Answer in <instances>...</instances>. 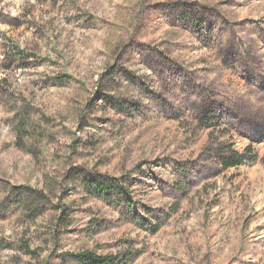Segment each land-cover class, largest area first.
<instances>
[{
  "label": "rangeland",
  "instance_id": "1",
  "mask_svg": "<svg viewBox=\"0 0 264 264\" xmlns=\"http://www.w3.org/2000/svg\"><path fill=\"white\" fill-rule=\"evenodd\" d=\"M128 250L264 264V0H0V264Z\"/></svg>",
  "mask_w": 264,
  "mask_h": 264
},
{
  "label": "trees",
  "instance_id": "2",
  "mask_svg": "<svg viewBox=\"0 0 264 264\" xmlns=\"http://www.w3.org/2000/svg\"><path fill=\"white\" fill-rule=\"evenodd\" d=\"M64 78L66 80H76L72 76H65ZM223 153H228L231 155V157H227L228 154L223 157V165L226 167V169L240 167L245 163L246 160L253 163L259 161L258 155L253 152L252 145L246 149V152L243 155L235 154L232 151V147L230 146H225L222 150V154ZM84 187L90 196L106 201H109L111 198L110 192H114L119 188L120 191L125 192V190L120 185V181L114 179H111L110 181V179H106L105 177H96L95 179L88 180L87 182L85 181ZM15 191H17V196H24V194L20 192L19 188H16ZM40 196L41 194H36V199L41 200ZM32 207H35V205ZM138 256L139 255L132 250L124 252L123 255L119 254L107 256H98L91 253L90 251H87L76 255L71 254L69 255V258L79 264H133Z\"/></svg>",
  "mask_w": 264,
  "mask_h": 264
}]
</instances>
